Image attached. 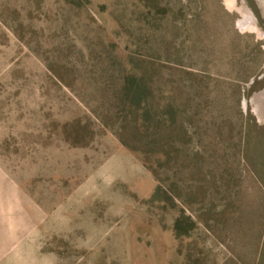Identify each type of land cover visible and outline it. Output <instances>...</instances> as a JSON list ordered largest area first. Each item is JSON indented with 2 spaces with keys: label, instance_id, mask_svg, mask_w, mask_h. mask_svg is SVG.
Wrapping results in <instances>:
<instances>
[{
  "label": "rangeland",
  "instance_id": "obj_1",
  "mask_svg": "<svg viewBox=\"0 0 264 264\" xmlns=\"http://www.w3.org/2000/svg\"><path fill=\"white\" fill-rule=\"evenodd\" d=\"M0 264H264V0H0Z\"/></svg>",
  "mask_w": 264,
  "mask_h": 264
},
{
  "label": "trees",
  "instance_id": "obj_2",
  "mask_svg": "<svg viewBox=\"0 0 264 264\" xmlns=\"http://www.w3.org/2000/svg\"><path fill=\"white\" fill-rule=\"evenodd\" d=\"M131 82L127 86V99L128 107L130 109L131 113L138 114V118L141 121L142 120V105L144 104L145 100L143 99V82L142 77L140 76H130ZM124 143V142H123ZM125 144V143H124ZM159 187H157L155 194L158 193ZM174 230L176 235L182 234L179 232L178 227V220L175 223Z\"/></svg>",
  "mask_w": 264,
  "mask_h": 264
}]
</instances>
